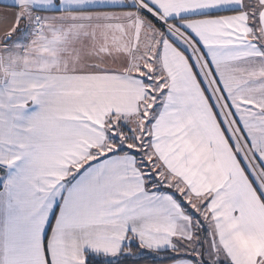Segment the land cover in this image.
I'll use <instances>...</instances> for the list:
<instances>
[{"label":"snow or ice","instance_id":"1","mask_svg":"<svg viewBox=\"0 0 264 264\" xmlns=\"http://www.w3.org/2000/svg\"><path fill=\"white\" fill-rule=\"evenodd\" d=\"M0 264H264V0H0Z\"/></svg>","mask_w":264,"mask_h":264}]
</instances>
